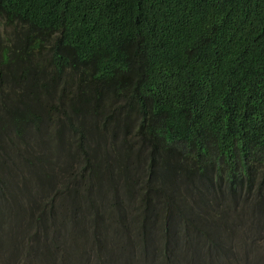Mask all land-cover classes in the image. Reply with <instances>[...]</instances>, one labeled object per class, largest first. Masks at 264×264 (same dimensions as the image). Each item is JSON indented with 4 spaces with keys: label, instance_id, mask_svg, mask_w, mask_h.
Masks as SVG:
<instances>
[{
    "label": "trees",
    "instance_id": "1",
    "mask_svg": "<svg viewBox=\"0 0 264 264\" xmlns=\"http://www.w3.org/2000/svg\"><path fill=\"white\" fill-rule=\"evenodd\" d=\"M0 218V264H264V0H0Z\"/></svg>",
    "mask_w": 264,
    "mask_h": 264
},
{
    "label": "rangeland",
    "instance_id": "2",
    "mask_svg": "<svg viewBox=\"0 0 264 264\" xmlns=\"http://www.w3.org/2000/svg\"><path fill=\"white\" fill-rule=\"evenodd\" d=\"M238 211V210H237ZM239 212L242 213V211L239 210ZM7 231H2L0 233V236H4L6 234ZM12 241V244L10 245H13L12 247L9 248V251H6V253L10 252V253H18L19 251H22V255H21V259H20V262L19 264H46L48 262H50V258H51V252L49 251H45V255L43 254H34V253H31V250L35 253L39 252L41 249L37 248L36 250L30 248L28 246V243L26 242L25 239H22V240H11ZM235 242H248L250 245H253L250 241V239L248 238H243L242 235H236L234 240ZM21 244L18 248L15 247L16 245H19ZM2 245H9L8 243H4L2 241V238H0V249H1V246ZM255 248H254V252L255 253H259L260 252H263L264 253V245L263 246H259L260 249L258 248L257 245H254ZM230 247V243L229 245H227V251ZM27 249H30V250H27ZM1 251V250H0ZM226 251V253H227ZM133 252H126V256H125V260L128 262L129 261V256L132 254ZM122 254V252H116L115 254H113L110 258L111 261H106L108 264H117V258L120 257ZM11 254H8L7 256H10ZM35 258V262L33 263L31 260L32 258ZM94 260V258H93Z\"/></svg>",
    "mask_w": 264,
    "mask_h": 264
},
{
    "label": "clouds",
    "instance_id": "3",
    "mask_svg": "<svg viewBox=\"0 0 264 264\" xmlns=\"http://www.w3.org/2000/svg\"><path fill=\"white\" fill-rule=\"evenodd\" d=\"M202 139H203L204 143H206L207 141L215 139V138L214 137H208V138H202ZM196 175L199 178V180L201 181L202 186L207 183V180H206V177H207L206 176V169H204L203 174L199 175V174L196 173ZM0 225H1V218H0Z\"/></svg>",
    "mask_w": 264,
    "mask_h": 264
}]
</instances>
